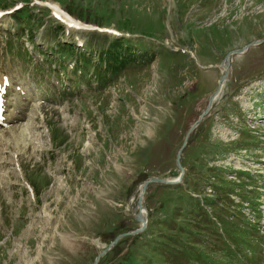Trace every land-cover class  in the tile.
<instances>
[{"label":"rangeland","instance_id":"374dc122","mask_svg":"<svg viewBox=\"0 0 264 264\" xmlns=\"http://www.w3.org/2000/svg\"><path fill=\"white\" fill-rule=\"evenodd\" d=\"M48 1L124 36L69 27L50 40L39 26L47 13L42 28L59 30L50 10H20L42 11L30 26L20 18L27 39L79 38L76 55L103 76L64 71L23 122L28 145L0 136V264H264V0ZM246 44L195 123L224 54ZM180 171L146 183L144 227L109 244L140 224L141 182Z\"/></svg>","mask_w":264,"mask_h":264},{"label":"water","instance_id":"95a60500","mask_svg":"<svg viewBox=\"0 0 264 264\" xmlns=\"http://www.w3.org/2000/svg\"><path fill=\"white\" fill-rule=\"evenodd\" d=\"M254 43V42H252ZM250 44V43H248ZM243 45L242 47L240 48H234V49H231L229 51H227L225 54H224V57L220 63V65H223V70L220 72V75H219V78L217 80V84L215 86V89L210 93L209 97H208V102L205 106V108L202 110V112L198 115L197 119L195 120V123L202 117V115L207 111V108L208 106L210 105V102L212 100V98L218 93L219 91V88H220V85H221V82L222 80L224 79L226 73H227V68H228V62L227 59L229 57V54L230 53H239L241 51H243L246 46L248 45ZM223 60H225V62L223 63ZM194 123V124H195ZM184 145V140L180 146V148ZM179 148V149H180ZM179 151V150H178ZM178 155L179 153L177 152L176 154V162L178 163ZM179 165V163H178ZM181 174L182 172L180 171L178 176L176 178H163V177H149L147 179H144L142 182H141V186H140V190L138 192V195H137V199H136V207H140L141 206V193L143 192V189L146 185V183L148 181H160V182H164V183H175L176 181H178V179L181 177ZM134 217L137 221H140V224L136 227H134L133 229H131L130 231H124V232H121V233H118L114 236V238L109 242V244H112L119 236L121 235H125L127 233H136V232H139L140 230H142V228L144 227V222H145V218L143 217L142 213H137V214H134ZM108 246H105L103 248H100V250L98 251V253L96 254L95 258L96 259L98 257V255H100Z\"/></svg>","mask_w":264,"mask_h":264},{"label":"bare ground","instance_id":"6f19581e","mask_svg":"<svg viewBox=\"0 0 264 264\" xmlns=\"http://www.w3.org/2000/svg\"><path fill=\"white\" fill-rule=\"evenodd\" d=\"M227 61H229V57H228V59H227ZM225 62V60L223 61V63ZM229 64V63H228ZM221 68H222V70H223V65L221 66ZM16 80H17V78H16ZM21 85H23V83L21 82V84L19 85V87L21 86ZM221 86V85H220ZM220 89V88H219ZM17 89H15V87L12 85V84H8V91L10 92V93H14L15 91H16ZM216 96V95H215ZM8 104H11V102L8 100ZM32 111V110H31ZM32 114V113H31ZM29 116H30V114H29ZM27 120V119H26ZM25 120V121H26ZM25 121H22V122H20V123H18V125H15V126H12V127H10L9 129H8V131H11V132H13L11 135H12V139L15 141V144L18 146V144L19 143H22V145H23V147H25V146H27L28 145V143H29V139H28V136H30L29 135V131H31L30 130V127L32 126H30L28 123H23V122H25ZM30 121V120H29ZM18 128H20L19 130H18V132L16 131L15 132V130H17ZM39 143V142H38ZM21 145V144H20ZM22 148V147H21ZM25 149V148H24ZM17 151V150H16ZM138 209H140V210H137L138 211V213H142V215L143 214H145V210L144 209H142V204H141V206L140 207H138ZM144 212V213H143ZM137 213V212H136ZM135 213V214H136ZM44 214H46L47 216L49 215V213H47L46 212V210L44 209L43 210V215ZM144 217V216H143Z\"/></svg>","mask_w":264,"mask_h":264},{"label":"trees","instance_id":"16d2710c","mask_svg":"<svg viewBox=\"0 0 264 264\" xmlns=\"http://www.w3.org/2000/svg\"><path fill=\"white\" fill-rule=\"evenodd\" d=\"M115 42H116V41H115ZM114 44H115V43H114ZM110 53H111V51H110ZM112 53H114V52H112ZM193 198H195V197H193ZM195 200H196L197 204L200 205V201H198L196 198H195Z\"/></svg>","mask_w":264,"mask_h":264}]
</instances>
